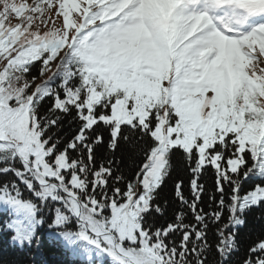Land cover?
Instances as JSON below:
<instances>
[{
	"label": "snow or ice",
	"instance_id": "snow-or-ice-1",
	"mask_svg": "<svg viewBox=\"0 0 264 264\" xmlns=\"http://www.w3.org/2000/svg\"><path fill=\"white\" fill-rule=\"evenodd\" d=\"M0 264H264V0H0Z\"/></svg>",
	"mask_w": 264,
	"mask_h": 264
},
{
	"label": "trees",
	"instance_id": "trees-1",
	"mask_svg": "<svg viewBox=\"0 0 264 264\" xmlns=\"http://www.w3.org/2000/svg\"><path fill=\"white\" fill-rule=\"evenodd\" d=\"M184 178H185V181H187V177L185 176ZM203 182L206 184V186L208 187V190L210 192L212 190V185L214 182V178H213L212 174L208 173ZM172 189H173V184H172V182H170L168 188L166 189V195H168L169 197L171 196ZM205 199H207V197H205ZM161 222H163V221H161Z\"/></svg>",
	"mask_w": 264,
	"mask_h": 264
}]
</instances>
